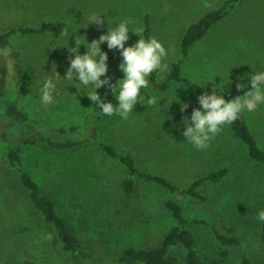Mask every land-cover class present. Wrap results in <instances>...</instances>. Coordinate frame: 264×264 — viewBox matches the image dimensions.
I'll return each instance as SVG.
<instances>
[{
    "label": "rangeland",
    "instance_id": "1",
    "mask_svg": "<svg viewBox=\"0 0 264 264\" xmlns=\"http://www.w3.org/2000/svg\"><path fill=\"white\" fill-rule=\"evenodd\" d=\"M224 1L0 0V32L20 25L37 26L47 20H63L75 29L81 21L86 22L90 11L103 13L100 24L81 26L69 37V43L74 45L78 34L88 41L98 38L107 30V19L111 24L131 16L142 26L147 12L153 23V36L169 52L166 58L169 66L181 57L180 41L187 27ZM138 38L130 30L126 45ZM65 41L66 37L59 34H17L11 39L26 67L22 81L17 83L20 87L17 105L28 115L27 123L4 115L5 99L16 88L13 83L16 71L11 48L0 47V67L6 70V86L0 99V136L3 138L0 150L21 143L34 131L58 136L57 127L78 125L81 132L86 130L85 120L92 114L94 102L61 77L65 75L71 54L67 47L57 45ZM101 48L108 53L107 75L115 82L123 75L118 67L122 57L118 50L108 49L106 42ZM85 50L81 45L80 52ZM261 61H264V0H239L227 16L192 46L182 74L196 83L216 84L222 79L220 75L227 78L230 71V83L226 87L253 71L249 63L260 68ZM45 77H55L56 83L53 99L47 105L39 100V87ZM159 78L162 80L164 75L159 73ZM147 90L150 95L168 96V103L150 105L144 113L133 110L127 120L117 114L96 118L100 139L134 156L142 169L166 175L180 186L209 169L227 166L230 173L223 181L203 186L205 201L177 197L189 219L233 227L240 238L238 244L224 246L208 226L194 223L200 252L222 257L229 264H264V242L256 220L257 212L264 208V167L251 159L246 146L233 135L229 125L223 126L204 150L194 149L183 140L182 117L190 116L193 108L200 106L197 100L200 93L193 88L172 81L166 90L155 87ZM97 91L102 99L112 94L105 86ZM178 96L180 101L188 103L184 111L180 101L171 102ZM166 100L163 97L161 104ZM242 114L264 149V105L253 113ZM22 147L24 166L53 199L59 212L73 216L91 257L75 262L62 249L54 226L47 224L32 206L16 168L3 154L0 157V264L25 259L45 264H121L118 254L123 248L155 245L174 223L165 206L171 196L169 191L138 178L139 196H124L120 184L128 175L126 168L95 145L89 143L62 153L51 151L43 142ZM46 233H51V240L41 239Z\"/></svg>",
    "mask_w": 264,
    "mask_h": 264
},
{
    "label": "trees",
    "instance_id": "2",
    "mask_svg": "<svg viewBox=\"0 0 264 264\" xmlns=\"http://www.w3.org/2000/svg\"><path fill=\"white\" fill-rule=\"evenodd\" d=\"M238 2L239 0H225L218 8L205 13L200 19L192 22L181 37V57L170 63L168 72L164 75L162 80L159 78L158 71L150 74L147 77L148 87L166 90L169 88L170 83L175 81L184 83L201 94L204 89L195 85L196 82L184 77L182 74L185 58L189 55L192 46L204 38L211 27L227 16ZM66 24L67 23L63 20H47L37 26L20 25L0 32V47L11 48V57L14 60L16 71L15 82L13 83L16 84L15 87L17 88H13L14 94L9 95L5 99L4 115L20 123H27L29 119L28 115L23 110H20L17 105L18 94L20 92V87H17V83L22 81L26 67L21 52L11 44L12 37L17 34L34 36L60 34ZM142 27L144 29L142 34L145 37L149 35L153 36V23L150 14L147 12L144 14ZM0 73L2 74L0 78L1 87L3 82V73L1 70ZM238 83H241L242 88L247 89V77L234 80L225 87L226 91L224 95L226 99H231L243 93L244 89L236 87ZM204 84L207 85L205 90H210L215 87L213 82ZM4 89L5 87L0 91V99L4 93ZM149 96L148 90L142 89L141 96L138 98V102L133 110L137 113L146 112L150 106L146 103ZM103 99L106 101L112 100V94L105 96ZM113 103L115 104V100H113ZM102 115L104 114L94 105L92 114L89 119L85 120L87 128L84 132L79 130L78 125L55 128V132L58 133V136H51L43 131H34L26 136L21 143H16L15 145L7 146L5 150H0V157L5 154L11 166L16 168L20 182L26 190L32 206L38 211L40 217L47 224L54 226L57 239L62 244V249L67 251L71 259L75 262L86 261L91 257L90 253L86 250L85 242L81 237L78 227L74 223L73 216L69 213L62 214L59 212L53 199L45 193L32 173L24 166L22 145H36L39 142H43L51 151L62 153L91 143L108 157L118 161L126 168L128 175L122 179L120 184L124 196H139L138 178L152 182L171 193L165 206L174 219V223L167 229L162 238L155 245L128 246L123 248L118 254V261L121 264H181V258L183 264H229L225 262L222 257H214L200 252L193 224H204L208 226L224 246H231L240 242V238L235 232V229L227 226L219 227L204 219H189L185 214L182 203L177 197V195L187 196L197 201H205L207 197L202 190L203 186L223 181L230 173L229 168L227 166H219L214 169H209L195 176L187 185L180 186L166 175L142 169L134 156L123 152L114 144L100 139L95 119L100 118ZM229 127L233 135L246 146L251 159L264 167V149L259 146L256 137L248 126L245 116L241 114L235 121L229 124ZM2 141L3 138L0 136V144ZM259 236L264 242V223H259ZM222 254L224 255L225 252L220 253V255ZM10 264L45 263L34 259H25Z\"/></svg>",
    "mask_w": 264,
    "mask_h": 264
},
{
    "label": "clouds",
    "instance_id": "3",
    "mask_svg": "<svg viewBox=\"0 0 264 264\" xmlns=\"http://www.w3.org/2000/svg\"><path fill=\"white\" fill-rule=\"evenodd\" d=\"M102 14L90 11L86 22L81 21L78 28L72 29L70 24H66L61 30L60 36L66 37V41L57 46L68 48L69 63L65 75L60 76L68 81L67 85H75L78 92L86 93L90 100L100 112L106 116L117 114L121 119L127 120L134 106L141 96V90L148 88L147 77L159 72L165 75L168 72L166 58L169 54L161 40L155 36L145 37L142 26H139L134 17L128 16L118 19L110 24L107 19V30L102 32L98 38L88 41L84 35H76L74 45L69 43V37L77 33L78 29L89 24H100ZM130 30L138 35V39L126 45L129 40ZM83 37V40L81 39ZM106 42L108 49H116L122 57L118 67L123 73L112 81L107 75L108 72V53L102 50L101 45ZM81 45L85 46V51L80 52ZM56 46V47H57ZM253 71L246 75L248 87L242 88L241 83L236 84L237 88L244 89L242 94H238L231 99H226L224 92L225 84L230 83L229 73L227 78L219 73L222 79L215 87L206 89V84L196 83L195 85L204 89L197 97L199 107L193 108L190 116L182 117L183 140L187 141L194 149H207L210 142L221 131L223 126L231 124L242 113H253L258 106L264 105V61L261 67L256 68L252 63ZM231 70V69H230ZM56 72V71H55ZM57 73V72H56ZM216 75V76H217ZM66 85V86H67ZM105 86L111 89L112 100L101 98L97 89ZM56 88L55 77H45L39 87V100L41 104L47 105L53 99V91ZM167 100L161 104V99ZM115 100V104L113 103ZM169 97L150 95L146 103L148 105L163 106L168 103ZM180 101V98H172ZM170 102V104H171ZM181 111L188 107V103L180 101ZM258 223H264V208L256 214ZM42 240H51V233L41 236Z\"/></svg>",
    "mask_w": 264,
    "mask_h": 264
},
{
    "label": "water",
    "instance_id": "4",
    "mask_svg": "<svg viewBox=\"0 0 264 264\" xmlns=\"http://www.w3.org/2000/svg\"><path fill=\"white\" fill-rule=\"evenodd\" d=\"M0 70L4 73L3 82H2V85L0 87V91H1L5 87V84H6V75H5L4 68L0 67Z\"/></svg>",
    "mask_w": 264,
    "mask_h": 264
},
{
    "label": "flooded vegetation",
    "instance_id": "5",
    "mask_svg": "<svg viewBox=\"0 0 264 264\" xmlns=\"http://www.w3.org/2000/svg\"><path fill=\"white\" fill-rule=\"evenodd\" d=\"M2 72V71H1ZM3 73V72H2ZM1 76H2V74H1ZM3 77H4V73H3Z\"/></svg>",
    "mask_w": 264,
    "mask_h": 264
}]
</instances>
